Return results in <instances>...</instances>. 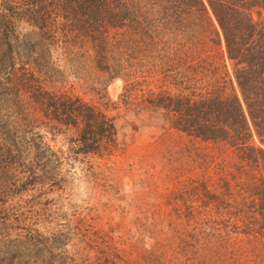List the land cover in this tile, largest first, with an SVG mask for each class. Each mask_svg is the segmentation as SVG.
I'll use <instances>...</instances> for the list:
<instances>
[{
	"label": "rangeland",
	"instance_id": "rangeland-1",
	"mask_svg": "<svg viewBox=\"0 0 264 264\" xmlns=\"http://www.w3.org/2000/svg\"><path fill=\"white\" fill-rule=\"evenodd\" d=\"M33 1L0 0V111L25 136L12 158L0 146V264H186L177 253L192 228L185 206L196 201V218L205 209L191 188L221 187L245 206L253 191L240 184L231 142L148 119L136 104L149 91L204 93L219 81L233 92L234 64L210 6L125 0L114 10L124 11L121 22L109 17L73 37L83 0H47L40 10ZM65 96L114 119L105 151L76 152L78 129L47 114ZM30 138L46 153L36 155ZM250 144L262 145L257 135ZM222 189L207 215L226 217L215 207Z\"/></svg>",
	"mask_w": 264,
	"mask_h": 264
},
{
	"label": "trees",
	"instance_id": "trees-1",
	"mask_svg": "<svg viewBox=\"0 0 264 264\" xmlns=\"http://www.w3.org/2000/svg\"><path fill=\"white\" fill-rule=\"evenodd\" d=\"M46 1L33 2L40 10L48 4ZM69 1L76 3L79 0H67ZM82 2V8L87 9L85 10L87 14L78 21L77 12L72 16L76 18L73 22L78 26L72 32L73 37L83 31L88 34L95 22L105 24L109 17L113 20L112 24L123 20L124 11L114 10L117 7L122 8L125 0H122L121 4L111 0ZM182 2L189 8L199 5L205 10L209 5L214 13L225 38L228 57L234 64V75L231 77L233 92H226L228 85L221 81L204 93L149 91L136 107L142 110L148 119H161L169 126L201 139L229 141L235 145L240 159L238 169L242 170L240 184L247 191L250 189L253 191L254 200L247 206L246 202L243 204L241 200L236 204L234 199H228L232 195H226L227 190L224 191L220 187V193L222 189L226 200L223 204L218 202L214 206L226 217L215 218L207 215L209 211L207 205L216 204L212 198H218L220 193L216 194L207 187L208 185H205V188L200 185L192 187L193 196L201 198L199 202L205 209L196 218L194 215L196 211L192 206L196 201L185 206V210L188 211L185 220L192 228L177 253L184 254L186 264H264V17L261 16L264 11V0ZM254 7H260L257 10L259 19H255L252 14ZM49 104L53 113L48 110L46 111L48 115L67 127L71 125L78 129L79 135L74 146L76 152L105 151L117 136L118 128L114 119L99 106L88 104L79 96L58 97L55 104ZM17 133L18 130L0 111V146L4 154L7 153L5 157L12 158L13 148L18 153L21 151L20 138L25 139V136L19 138ZM255 135L262 143L261 146L250 144ZM38 141L34 138L29 140L36 155L46 153V148L44 152L41 151ZM203 181L201 179V182ZM238 195L239 193L234 197L237 198ZM251 236L257 242L254 243L257 248L253 247L257 249L256 252L252 250ZM27 240L30 241L29 238ZM250 253L254 256H250ZM8 257L5 255L4 258ZM99 264L119 263L110 258H100Z\"/></svg>",
	"mask_w": 264,
	"mask_h": 264
}]
</instances>
